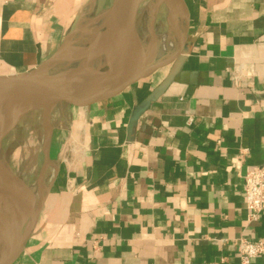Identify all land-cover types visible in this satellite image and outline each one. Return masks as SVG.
Returning a JSON list of instances; mask_svg holds the SVG:
<instances>
[{"label":"crops","instance_id":"1","mask_svg":"<svg viewBox=\"0 0 264 264\" xmlns=\"http://www.w3.org/2000/svg\"><path fill=\"white\" fill-rule=\"evenodd\" d=\"M96 1L0 0V77L34 69ZM182 3L165 63L106 102L59 110L71 125L12 264H241L239 241L264 245L242 181L264 167V0Z\"/></svg>","mask_w":264,"mask_h":264},{"label":"water","instance_id":"2","mask_svg":"<svg viewBox=\"0 0 264 264\" xmlns=\"http://www.w3.org/2000/svg\"><path fill=\"white\" fill-rule=\"evenodd\" d=\"M146 1L150 0H110L104 9L91 18H85L81 24L69 32L54 52L34 69L21 74L0 77V106L4 100L23 91H29L31 97L35 99L29 108L20 107L12 111L9 116H6L0 107V141L21 122L25 123L26 120L36 121L38 119L44 122L52 113L62 109L83 110L106 102L165 63L169 58L166 61L161 60L156 63L152 61L148 65L141 47L133 40L136 37V30L134 31V27L128 29L127 26H124L125 19L135 16L141 4ZM172 19L174 22L176 19L177 22H184L185 18L182 19V16L180 17V14L177 13L170 15L168 9L167 20ZM96 20L103 21L111 38L114 35L120 36L123 29L129 30V38L120 39L122 41L120 47H124L127 64L122 67L108 65V69L104 73L93 69L92 74L85 67L75 68L70 66L71 64H67L65 76L58 77L49 83L40 84L39 79L51 68L59 65L61 61L70 63L69 61L84 60V47H86L84 38L87 35L88 26ZM179 33V38L181 37L182 40L183 34L182 32ZM39 182L40 177L37 183L38 190ZM0 186L7 190L16 210L24 212L26 218L17 226L18 231L24 233L28 224L32 223L33 220L36 221L38 217L44 199L43 194L41 195L42 199L38 198L41 201L38 202L39 207L35 217L31 214L38 203L34 204L32 193L22 180L15 177L10 169L5 168L1 163ZM20 251L11 259L4 258L3 253L0 252V264H12Z\"/></svg>","mask_w":264,"mask_h":264},{"label":"bare ground","instance_id":"3","mask_svg":"<svg viewBox=\"0 0 264 264\" xmlns=\"http://www.w3.org/2000/svg\"><path fill=\"white\" fill-rule=\"evenodd\" d=\"M166 6L167 9L170 10V15L175 13L180 14L182 19L185 18L184 7L182 0H150L148 6L146 7L144 18H142V26H146L149 30L148 37L146 34H143L141 28L138 26L139 15L136 14L135 16H130L125 19L124 26L127 28L134 27L135 31V39H133L142 49L144 54V59L146 63H152L155 47L156 44L154 42L153 36V22L154 19L161 8V6ZM163 10V9H162ZM167 13V12H166ZM179 19V17H178ZM185 20V19H184ZM177 19L174 22L173 19L169 21L170 29L169 32L162 36L161 47L163 51L165 50L164 46L170 45L173 48H176L180 44L181 37L179 38V29H177V25L180 22V25H183V21H178ZM140 24V22H139ZM176 25V27H175ZM141 26V27H142ZM168 26V25H167ZM126 29L120 32V36L114 35L112 38L108 35L107 27L104 25L102 20H96L91 22L88 26L87 35L84 38V43H86L87 47H84V60L83 61H61V63L53 68H51L45 75H43L39 79L40 84L49 83L52 80H55L58 77L65 76L67 70V64H71L70 66H74L75 68L85 67L86 70L91 73L94 67H100L101 63L104 65H118L124 66L127 64V57L124 55V47H120L121 40H125L129 38V30ZM177 33V35H176ZM81 49V46H79ZM154 53V54H153ZM171 55V54H170ZM64 59V58H63ZM136 59V58H135ZM137 60V59H136ZM167 60V57L164 58V61ZM135 64V63H134ZM92 74V73H91ZM100 87V85H98ZM34 97H31L29 91H23L16 96L10 97L4 100L1 103V109L4 111L6 116H9L12 111L18 109L20 107H27L29 108L34 103ZM50 118L49 116L44 122L39 121L38 119L35 121L38 123V126L41 130V149L47 150L49 147V143L51 142V137L53 136L54 129L50 126ZM27 123L30 122V120ZM25 121V122H26ZM26 123V124H27ZM58 127V126H57ZM63 128V127H62ZM2 141V140H1ZM0 141V154L2 151ZM48 157L44 161V165L42 168V173L44 172V167L47 164ZM52 162V161H51ZM56 162H53V169H55ZM42 186L45 185L42 183L40 179L39 182V190L37 192V198L43 194ZM29 187V186H28ZM42 191V193H41ZM10 196L8 195L7 190L3 189L0 186V252L3 253L4 258L11 259L22 249L24 240L29 235V232L33 229L35 225V221L33 220L32 223L28 224V227L25 230V234L18 231V225L25 220L26 216L24 212L16 210L12 201L8 200ZM41 201L38 199V202ZM37 202V203H38ZM37 213V206L34 208V212H32L31 216ZM30 216V217H31ZM40 216V215H39ZM32 218V217H31ZM38 219V218H37ZM38 222V221H37ZM24 234V235H23ZM8 239H10L8 241Z\"/></svg>","mask_w":264,"mask_h":264},{"label":"rangeland","instance_id":"4","mask_svg":"<svg viewBox=\"0 0 264 264\" xmlns=\"http://www.w3.org/2000/svg\"><path fill=\"white\" fill-rule=\"evenodd\" d=\"M109 2L110 0H97L93 12L83 15V17L80 15L77 21L72 24L68 33L74 30L79 24H81V22L85 18H91L95 16L98 12L104 9L106 6L104 8L103 6ZM148 3L149 1H146L141 4L137 12V14L139 15V20L137 22L138 26L141 28L143 34H146V37H148L149 30L145 25L142 26V18L146 16L145 11L146 7L148 6ZM167 16L168 9L166 8V6L163 5L159 9L154 19L152 27L154 32L153 39L156 44L154 52L155 54L153 53V63L159 62L160 60L166 57L168 58L175 49L172 46L167 45L164 46L165 50L163 51L161 47V38L163 35L167 34L170 29V24L169 20H167ZM177 26L178 28L175 25V27L179 29V27L181 26L180 22ZM93 69H97L100 73H104L107 71L108 67L101 63L100 67H94ZM69 115L70 114L66 111H56L50 115V126L54 129V132L52 133L53 136L51 137V142L49 143V147L47 150L41 149V130L38 126V123L35 121H30L29 123H27L28 121H26L25 123L21 122L18 126L11 130L1 141L2 151L0 154V163L5 168L8 167L15 177L23 181L24 185L32 193L35 205L38 202L37 183L42 172L44 161L47 156L49 162H47V164L45 165L44 172L42 173V176L40 178L41 180L44 179L45 182L48 181V179L50 178V174L53 169V162H56V160L59 158V153H61V148L59 146L62 143V140L60 139V137L62 133L69 131V129H67L69 124L71 125V122L68 119ZM65 141L64 149H62V152H64V154H66V151L70 150V145L67 143L68 141ZM44 182L42 181V183ZM42 188H44V186H42ZM8 200L11 201L10 198ZM38 207L39 203L37 205V209Z\"/></svg>","mask_w":264,"mask_h":264},{"label":"built area","instance_id":"5","mask_svg":"<svg viewBox=\"0 0 264 264\" xmlns=\"http://www.w3.org/2000/svg\"><path fill=\"white\" fill-rule=\"evenodd\" d=\"M245 209L249 220H256L264 213V167H255L242 177ZM264 252L261 242L241 240L238 256L241 264H248Z\"/></svg>","mask_w":264,"mask_h":264}]
</instances>
